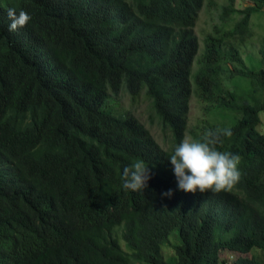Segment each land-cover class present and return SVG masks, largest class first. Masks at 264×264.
Wrapping results in <instances>:
<instances>
[{
  "label": "trees",
  "instance_id": "16d2710c",
  "mask_svg": "<svg viewBox=\"0 0 264 264\" xmlns=\"http://www.w3.org/2000/svg\"><path fill=\"white\" fill-rule=\"evenodd\" d=\"M207 0H0V264H231L264 255V35L244 56L264 0H229L194 31ZM30 20L9 31L7 10ZM142 92L162 146L115 96ZM202 117L189 127L191 98ZM231 129L226 190L184 191L168 161L182 139ZM145 162L143 190L122 169ZM171 189V195H161ZM165 249L169 253H165ZM249 264H264L251 253Z\"/></svg>",
  "mask_w": 264,
  "mask_h": 264
},
{
  "label": "clouds",
  "instance_id": "9594fccd",
  "mask_svg": "<svg viewBox=\"0 0 264 264\" xmlns=\"http://www.w3.org/2000/svg\"><path fill=\"white\" fill-rule=\"evenodd\" d=\"M8 29L15 31L30 20V14L23 9L9 8ZM230 128L209 130L201 139H182L172 148L168 161L176 186L184 191L210 190L213 192L226 190L239 178L237 165L240 157L236 153L220 151L215 145L220 135L231 136ZM122 187L126 190H143L148 180L147 165L143 160L137 159L122 169ZM161 195H171V189Z\"/></svg>",
  "mask_w": 264,
  "mask_h": 264
},
{
  "label": "rangeland",
  "instance_id": "374dc122",
  "mask_svg": "<svg viewBox=\"0 0 264 264\" xmlns=\"http://www.w3.org/2000/svg\"><path fill=\"white\" fill-rule=\"evenodd\" d=\"M229 0H207L198 14L194 31L200 40V51L203 49V38L210 32L215 25L221 23L220 12L222 7L228 3ZM248 4H252L250 0H235V5L242 8ZM253 36L249 39V42L244 46V56L253 55L257 56V50L260 46V38L264 35V10L261 11L256 17L253 18ZM116 101L119 103L117 111L125 114L131 112L140 119L142 123L148 127L155 137V139L164 147H167L171 135L165 130L154 111H152L150 99L146 96L145 92H142L135 100L131 99L128 91L122 89L116 96ZM202 117V103L200 100L193 96L190 102L189 111V127H193ZM261 123L258 129L264 133V110L260 112ZM189 134L187 135V139ZM165 253H169L165 249ZM251 253H255L258 256L264 255L259 249H252L251 252L245 255H241L237 252L224 251L221 256L225 258L231 264H249Z\"/></svg>",
  "mask_w": 264,
  "mask_h": 264
}]
</instances>
